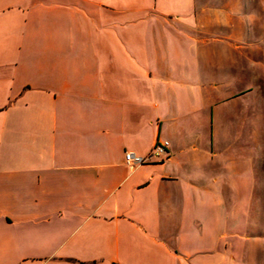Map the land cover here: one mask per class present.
<instances>
[{"label":"crops","instance_id":"1","mask_svg":"<svg viewBox=\"0 0 264 264\" xmlns=\"http://www.w3.org/2000/svg\"><path fill=\"white\" fill-rule=\"evenodd\" d=\"M200 4L0 0V264H264Z\"/></svg>","mask_w":264,"mask_h":264},{"label":"rangeland","instance_id":"2","mask_svg":"<svg viewBox=\"0 0 264 264\" xmlns=\"http://www.w3.org/2000/svg\"><path fill=\"white\" fill-rule=\"evenodd\" d=\"M199 11L201 30L197 33L208 42L206 67L214 61L218 65L221 62L222 75L232 71L229 81L237 86L227 96L223 93L220 128L223 140L232 139L238 154L247 156L253 166L252 243L253 247L261 248L264 244V0H202ZM250 77L253 90H241L246 86L245 81L249 84ZM260 254L259 251L258 258Z\"/></svg>","mask_w":264,"mask_h":264},{"label":"built area","instance_id":"3","mask_svg":"<svg viewBox=\"0 0 264 264\" xmlns=\"http://www.w3.org/2000/svg\"><path fill=\"white\" fill-rule=\"evenodd\" d=\"M170 142L158 140L147 156L137 155L133 152H126V163L130 166H138L146 163L150 157H161L168 152Z\"/></svg>","mask_w":264,"mask_h":264}]
</instances>
